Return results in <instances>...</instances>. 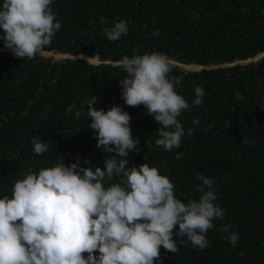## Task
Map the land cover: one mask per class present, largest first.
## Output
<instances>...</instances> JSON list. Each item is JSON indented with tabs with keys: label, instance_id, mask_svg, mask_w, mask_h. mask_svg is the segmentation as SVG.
<instances>
[{
	"label": "trees",
	"instance_id": "trees-1",
	"mask_svg": "<svg viewBox=\"0 0 264 264\" xmlns=\"http://www.w3.org/2000/svg\"><path fill=\"white\" fill-rule=\"evenodd\" d=\"M51 8L62 27L44 51L97 56L100 62L42 54L22 59L0 51V198L11 195L17 179L54 166L61 157L65 165L79 157L82 167L104 168V160L115 154L97 148L88 127L85 102L94 95V108L118 105L131 117L139 143L126 167H156L174 183L182 202L199 199L196 176L202 174L213 180L214 203L225 210L206 233L207 248H192L185 239L176 253L161 247V260L154 264H264V55L232 64L264 53V0H53ZM120 19L128 21V33L111 42L103 29ZM0 48H6L2 39ZM154 51L172 61L170 76L181 79L175 90L189 104L194 86L205 92L201 105L178 117L185 132L194 133L171 152L156 145L159 125L144 106L130 107L121 97L123 57ZM77 111L85 115L77 117ZM33 136L48 144L46 153L33 152ZM177 152L183 153L180 160ZM225 224L232 226L228 232L222 231ZM232 232L238 233L235 246L227 239ZM182 238L174 232V240Z\"/></svg>",
	"mask_w": 264,
	"mask_h": 264
},
{
	"label": "clouds",
	"instance_id": "clouds-1",
	"mask_svg": "<svg viewBox=\"0 0 264 264\" xmlns=\"http://www.w3.org/2000/svg\"><path fill=\"white\" fill-rule=\"evenodd\" d=\"M52 3L2 0L0 39L6 48L0 51H11L15 58L22 59L55 53L44 51L62 27ZM101 22L108 23L104 17ZM103 32L115 42L128 33V21L120 19ZM121 67L126 73L119 80L125 104L143 105L154 118L159 125L158 147L168 152L180 148L182 138L192 136L194 129L185 132L178 117L202 104L204 89L194 86L195 97L189 104L175 90L181 79L170 76L172 61L160 52L125 56ZM97 99L91 95L85 102L88 127L97 138V148L115 155L104 160L103 169L94 170L80 166L79 157L68 165L61 157L54 166L17 179L11 195L0 198V264H154L161 260V247L176 253L185 239L197 250L208 247L206 233L214 227V220L225 216V210L214 203L218 196L213 180L197 174L196 179L201 181L196 188L199 199L182 202L174 194V183L156 167L147 163L126 167L129 152L137 151L139 143L131 133V117L118 105L106 111L94 108ZM73 107L66 111L71 113ZM75 115L85 113L77 111ZM193 124L198 126L199 120L194 119ZM31 142L36 155L48 151V144L36 136ZM182 157L183 153L177 152L175 159ZM85 163L89 161L85 159ZM114 178L118 182L105 186ZM230 227L225 224L222 231L228 232ZM174 232L183 238L174 240ZM227 239L235 246L238 233L232 232Z\"/></svg>",
	"mask_w": 264,
	"mask_h": 264
},
{
	"label": "rangeland",
	"instance_id": "rangeland-1",
	"mask_svg": "<svg viewBox=\"0 0 264 264\" xmlns=\"http://www.w3.org/2000/svg\"><path fill=\"white\" fill-rule=\"evenodd\" d=\"M43 54V56H51V57H53V60H59V59H62V58H66V57H69V56H67V55H65L64 53H59V52H55V53H52V52H46V53H42ZM263 55L262 54H260V55H256L255 57H253V58H249V59H247V60H244V61H235V62H233L232 64H235V63H241V64H243V63H247V62H250V61H256V60H258L260 57H262ZM93 57H95V59H87V60H90L89 62L90 63H92V64H97L98 62H99V59H98V57L97 56H93ZM231 64V65H232ZM181 66H183V65H181ZM189 66V65H188ZM188 66H183V68H186V69H188V68H198V67H195V66H191V67H188Z\"/></svg>",
	"mask_w": 264,
	"mask_h": 264
},
{
	"label": "water",
	"instance_id": "water-1",
	"mask_svg": "<svg viewBox=\"0 0 264 264\" xmlns=\"http://www.w3.org/2000/svg\"><path fill=\"white\" fill-rule=\"evenodd\" d=\"M79 57H83V58H85V59H89L88 57L83 56V55H79ZM89 61H90V60H89Z\"/></svg>",
	"mask_w": 264,
	"mask_h": 264
}]
</instances>
